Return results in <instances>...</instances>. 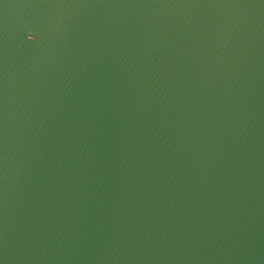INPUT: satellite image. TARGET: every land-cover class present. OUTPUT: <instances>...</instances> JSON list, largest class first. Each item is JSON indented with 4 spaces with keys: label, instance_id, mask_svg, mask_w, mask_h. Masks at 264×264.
<instances>
[{
    "label": "water",
    "instance_id": "water-1",
    "mask_svg": "<svg viewBox=\"0 0 264 264\" xmlns=\"http://www.w3.org/2000/svg\"><path fill=\"white\" fill-rule=\"evenodd\" d=\"M0 264H264V0H0Z\"/></svg>",
    "mask_w": 264,
    "mask_h": 264
}]
</instances>
